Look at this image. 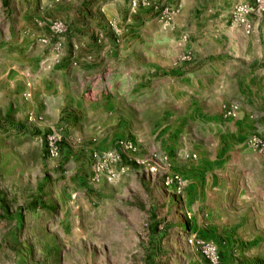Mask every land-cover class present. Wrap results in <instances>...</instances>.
<instances>
[{
  "label": "rangeland",
  "instance_id": "1",
  "mask_svg": "<svg viewBox=\"0 0 264 264\" xmlns=\"http://www.w3.org/2000/svg\"><path fill=\"white\" fill-rule=\"evenodd\" d=\"M132 1L34 0L31 17L8 18L33 38L28 49H0L16 63L0 79V264H212L210 246L213 264H264V130L235 125L231 98L206 115L160 105L146 48L180 4L164 0L178 10L160 19V0ZM260 1L245 33L231 11L252 0H207L206 42L189 36L198 21L187 8L184 31L167 36L185 45L175 66L193 59L189 43L198 53L221 46L227 61L237 47L246 56L253 40L262 45ZM107 154L111 179L93 170Z\"/></svg>",
  "mask_w": 264,
  "mask_h": 264
},
{
  "label": "crops",
  "instance_id": "2",
  "mask_svg": "<svg viewBox=\"0 0 264 264\" xmlns=\"http://www.w3.org/2000/svg\"><path fill=\"white\" fill-rule=\"evenodd\" d=\"M33 1L0 0V49H9L11 47L29 48L28 43L33 38L32 32L29 31V26L27 24L24 25L21 30L24 36H19L16 25L8 18L18 13L19 21H21L24 12L26 16L31 17ZM104 1L109 2V0ZM174 1L179 2L180 10L173 20L171 29L159 28V39L157 37L153 47L148 45L146 48L148 56L152 54L154 57L148 59L149 57L146 56L145 62L150 66V74L153 72L155 76V81L151 85L154 87L153 94L159 95L161 98L160 105L168 108L187 107L186 112L190 114L199 113L206 115L215 110V108H219L224 100L231 98L239 104V116L234 122L235 125L241 127L248 125L249 122L248 126L250 128L255 126L256 129L264 130V42L260 45L259 38L253 40L250 46L251 49L246 56L242 55L237 47V51L234 55H231L232 58L228 59V61L225 60L223 55L221 56V46L210 52L206 47L208 44H206V52L202 50L198 53L196 50L197 46L194 43H189L188 49L193 53V59L184 66L176 67L174 61L185 45L182 42L177 44L176 41L167 36L174 37L175 35L173 36L172 34H179L184 31H181V27H183V22L187 24L186 9L191 7L193 13L189 17L195 18L196 16L197 19L193 20L198 21V23H196V28L191 27L189 29V36L193 42H197L196 38H194L196 36L201 41L206 42L208 40L206 33L211 29L209 25L211 16L205 12V9L209 7L207 0H201V2L199 0ZM90 2L92 4V0ZM18 3L20 7L17 6ZM96 5L97 3L94 6L96 7ZM112 5V3H105L101 5V8L104 9V7L108 8L111 6L108 8L110 10L113 7ZM204 6L206 7L204 8ZM101 11L104 13L103 10ZM196 11L201 12L195 13ZM222 26V24H219L216 29H222ZM9 34L13 37L12 39H10ZM3 36L4 43L1 42ZM10 57L9 52L5 51L3 54L0 52V79L15 71L13 67L14 64L16 66V63H9ZM248 65H253L254 67H251L244 74L243 68ZM122 76L124 77L125 74H122ZM128 79L130 80L129 76H127ZM147 80H149V76ZM128 88L126 87L125 90ZM150 91L148 93L147 91H138V94L147 96ZM249 113L254 115L253 120H248L247 115ZM175 120L178 121L177 118ZM257 156L264 165V157ZM185 222L179 225L180 229H187L188 227L191 230L193 226L191 220ZM258 223L264 225L262 220L257 221V225ZM259 231L264 232V229L260 228Z\"/></svg>",
  "mask_w": 264,
  "mask_h": 264
},
{
  "label": "built area",
  "instance_id": "3",
  "mask_svg": "<svg viewBox=\"0 0 264 264\" xmlns=\"http://www.w3.org/2000/svg\"><path fill=\"white\" fill-rule=\"evenodd\" d=\"M140 2H145L147 0H139ZM134 0L132 1V6H134ZM160 7H162L161 9V17L160 19H170V16L175 14L178 10V5L173 4L172 6H169L166 3V6L164 5V0H160ZM261 7V1L260 0H252V3L250 5H245V4H238L235 7H233V10L231 11V18H232V22L236 25H239L241 27H243L245 33L248 32V25L246 24V16L254 9H258ZM53 27L55 28H60L61 25L60 24H55ZM185 40V37L182 38V41ZM190 52H188V50L185 51V56H183L181 58V60L185 59V60H189L190 58ZM238 111V105L235 103H231L229 104L226 108L224 107V113L226 116L229 117H235V114ZM248 142L252 145L255 144L257 146V143H260L258 139H255L254 137L250 138L248 140ZM124 149L130 150L131 149V145L129 143H126L123 146ZM48 154L50 156H55V148L52 147L51 143H48ZM259 153H264V146L261 144L260 148H259ZM114 159H116V157L112 154H107L104 156V158L102 159V162H100V164L96 163L93 170L95 173L97 174H104L105 177H107L108 179H111L114 174L106 169V164L108 162L113 161ZM124 168H119L118 173H122ZM173 179L176 180L177 182L180 181L179 177L177 175H173ZM185 217L188 219L189 215L186 213ZM191 241L188 240V243H190ZM206 255H208V259L210 263H214L215 261V255H214V248L212 246L208 247L206 249V252H203Z\"/></svg>",
  "mask_w": 264,
  "mask_h": 264
}]
</instances>
